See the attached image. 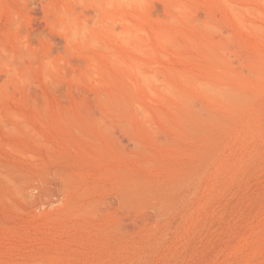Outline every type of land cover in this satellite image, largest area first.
<instances>
[{"label": "rangeland", "instance_id": "rangeland-1", "mask_svg": "<svg viewBox=\"0 0 264 264\" xmlns=\"http://www.w3.org/2000/svg\"><path fill=\"white\" fill-rule=\"evenodd\" d=\"M0 264H264V0H0Z\"/></svg>", "mask_w": 264, "mask_h": 264}, {"label": "bare ground", "instance_id": "bare-ground-1", "mask_svg": "<svg viewBox=\"0 0 264 264\" xmlns=\"http://www.w3.org/2000/svg\"><path fill=\"white\" fill-rule=\"evenodd\" d=\"M49 191H50V190H49ZM51 192H52V191H51ZM132 192H133V191H132ZM48 195H49V194H48ZM57 195H58V194H55V192H54V193L50 194L49 197L52 198V199H57V197H58ZM131 196H132V195H131ZM46 197H47V195H46ZM47 198H48V197H47ZM56 201H57V200H56ZM130 202H131V201H130ZM50 203H51V202H50ZM49 205H50V204H49ZM125 205H126V204H125Z\"/></svg>", "mask_w": 264, "mask_h": 264}]
</instances>
